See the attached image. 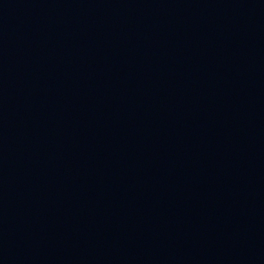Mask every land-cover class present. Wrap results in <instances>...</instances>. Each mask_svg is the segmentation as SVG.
Wrapping results in <instances>:
<instances>
[{
	"label": "water",
	"instance_id": "obj_1",
	"mask_svg": "<svg viewBox=\"0 0 264 264\" xmlns=\"http://www.w3.org/2000/svg\"><path fill=\"white\" fill-rule=\"evenodd\" d=\"M0 264H264V0H0Z\"/></svg>",
	"mask_w": 264,
	"mask_h": 264
}]
</instances>
